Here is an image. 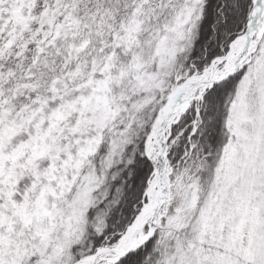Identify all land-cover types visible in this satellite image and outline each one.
<instances>
[{"label": "snow or ice", "instance_id": "obj_1", "mask_svg": "<svg viewBox=\"0 0 264 264\" xmlns=\"http://www.w3.org/2000/svg\"><path fill=\"white\" fill-rule=\"evenodd\" d=\"M0 264H264V0H0Z\"/></svg>", "mask_w": 264, "mask_h": 264}]
</instances>
